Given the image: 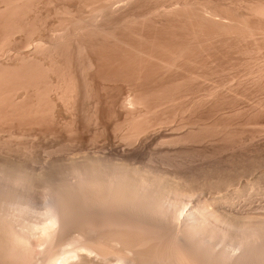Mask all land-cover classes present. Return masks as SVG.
<instances>
[{"label":"rangeland","instance_id":"1","mask_svg":"<svg viewBox=\"0 0 264 264\" xmlns=\"http://www.w3.org/2000/svg\"><path fill=\"white\" fill-rule=\"evenodd\" d=\"M5 1L6 2L8 1V3L10 2V0H3V1L0 0V6L3 5V7H4L6 4H8ZM15 1H17V0H13L12 4L14 2V5L17 6V3H15ZM20 1H22V4L20 3ZM23 1H25V2H23ZM30 1L31 0H18L17 2H18V5H20L21 10L19 9V6H17V7L14 6L15 8H17V10L12 5L10 6L11 8L8 7V10L6 9V7L5 8L0 7V10H3V12L0 11L2 14V15L0 14V19H1L0 20V27H1L0 28V34L2 36H4V37H1V35H0V38L9 39V40H4V39L1 40L0 39V41L1 42L3 41V43H4V41L5 42L8 41L7 43H4L3 45H1L2 48H4L3 50H5V52L2 50V52L4 53L3 54L0 51V61L2 60L0 67L5 64L7 69H8V67L11 66V64L13 66L15 63H17L19 61L18 55L28 54L27 52H29L32 47H30V45L25 47V43L27 41H31L32 39L36 40V39H39V37H40V39L43 40V42L45 40V42L47 44V42H49L48 39H50V37L53 38L50 35H52V33L54 31H56L57 28H58V30L60 29V31H61V27H64V29L62 28L64 33H66L68 30L70 31V29H71L70 32L73 34L72 35L70 32L66 33L69 35L63 34V35H65L63 38H66L67 41L65 39V42L63 41L64 44L62 42L59 43V47L56 46L55 50H53L54 52L52 51L51 48L49 49L47 47V49H46L44 47L41 50L42 52H39V58L38 59H40V60H35V62L36 61L39 62V63L36 62L37 65H35L34 61H32V62L30 61L32 64L31 67L29 64L28 65L29 69H27V70L22 69V70H24L23 72L19 71V68L16 69V71L18 70L17 73L16 72L13 73V70H12V72H11V70L6 72V73H8L10 78H12V79L9 78V80H8L9 83L7 82L4 86L0 85V86H2L0 88V93L2 94V99L0 102V104H1L0 106L2 107V108L0 107L1 108L0 109V115H1L0 116V144L1 143L4 144V145H2V144L0 145V162L4 166H7V164L11 165V163L16 164V170H19V168H20L19 171L23 174H28V175L31 174L30 176H32L35 173L37 174V175L36 174L34 175L35 181L33 182V186H32V193L33 194L31 193L30 187H24L23 185H20L19 189L17 187V189L20 193H21V189H23V187L25 188L24 189L25 191L27 190V188H29L28 191H30L29 192L30 195L32 194L31 200H33V205L36 206L35 208H37V206H38V209L40 210L41 207L43 206V205L42 206H40V205L44 204V203H42V201L46 200L45 199L46 196H44L43 191L47 192L46 189H48L49 186H50V189H53V186L56 188V187H58L59 183H63V181L65 182L68 179H71L72 175H74V172H73L74 169H72V168H74L75 163L77 162V164H79L81 162L80 160H82V157L84 154H90L92 152H95L96 150L97 151L103 150V151H106L109 153H116V152H118V150H120V147H121V149H123V148L126 150L128 149V151L132 150L131 153L136 151L138 154L136 152L133 154L136 157L135 159L137 161L141 160V162H144L145 160L148 159L149 161L147 160L145 162H150V159H151L155 163L154 164L151 161L150 162L151 164L153 163V165H157L159 167L162 166V169L169 171L172 174L171 176H174V177L176 176L175 178L178 179L179 181H180V179L183 180L184 176L185 177L187 176L188 178L186 177L185 179H187L189 181L190 185L195 186V188L198 187L199 190L202 187L201 186L202 184L210 181L211 177H213V178L216 177V178L221 179L223 177H226L227 175H231L233 173L243 171L244 169L247 170V169L252 168V167H258L259 164L264 163V76L254 77L251 74L252 77H250L248 75L249 72L252 73V70L254 72L255 69H256L255 71H257V70L264 67V64H263L264 63V59H263L264 58V47H262L263 49L259 48L260 50L258 51V48L256 46H254V44H251V43H246V42H239V43L233 42L232 43L229 41H227V42L222 41L221 42L220 39H214V40L209 39L208 40L207 37H204L207 33V32H205V31H207V29L205 30V28H202V29L196 28V27H194V25L192 23H191L192 24L191 25L190 22H188L189 19H187L188 17H186L187 16L186 14H184V13L177 14V17H180V18H177L176 14H174V13H172L170 15L167 13H166L167 15L166 14H159V13H155V14L149 13L147 10L143 9V7L138 6L139 4L143 3L144 0L137 1L136 4L131 5V7L128 6L125 8L122 7L123 9L122 8L117 9V10L115 9L116 10L115 13H114L115 10L111 14H110V12H112V11H108L105 13L107 17L106 16L104 17L105 14L102 16L100 15L102 17V19H104V21H101L102 19L100 17H98V20L101 19L100 21H98L96 19L98 21L99 25L97 24L96 20L94 21L92 18H90V16L92 17V15L94 14L93 9L98 5V3H96V2H98L97 0H92V1L91 0H87V1L86 0H79V1L78 0H46V1L45 0H36V1L32 0L31 2ZM3 2H5V3H3ZM26 2L28 4L29 8L31 5H33L32 7H34L36 5V7H34V8L31 7L32 9L31 8L29 9L28 6L26 7V5H27ZM33 2H36V3L33 4ZM90 2H91V4H90ZM92 2H93V4L96 3V6L93 5ZM23 4L27 8V10L25 7H24V9H22V6H24ZM41 4H43V5H41ZM44 5H46V6H44ZM86 5H87V7H86ZM92 5L94 8L92 7ZM81 7H82V9H81ZM12 8H14V10H13L14 14H13ZM40 8H42V9H40ZM88 9L89 10L92 9V10L89 11ZM44 10H45V12H44ZM57 10H58V12H57ZM60 10H62V11H60ZM73 10H74V12H73ZM11 11H12V14H10ZM47 11H49V12H47ZM68 12H69V14H68ZM70 12H72V14ZM74 13H75V15H74ZM145 13H146V15H145ZM15 14H16V16H15ZM55 15H56V18H55ZM73 15L77 16V17L74 18ZM84 15H86V16H84ZM129 15H130V17H129ZM179 15H181V16H179ZM11 16H15L16 19L14 17L10 18ZM34 17H36V19ZM139 17H141V18H139ZM81 18H85V19H81ZM111 18L114 20H112ZM6 19H8L9 21H13V20L14 21L10 22V24H9V21ZM78 19H80V20H78ZM22 20H23V22H22ZM75 20H76V22H74ZM91 20L96 22L95 25L97 24L96 27H95V25H93L95 27V29L98 28L97 26H99L98 30L94 29L93 33H91L92 29L90 30V28L92 26L88 25V24H90V22H89L88 24L85 23V25L87 24V26H89V27H86L87 31H86V29L85 30H83V29L78 30V32L80 31L79 32L80 34L76 31L79 36H77L76 32H75L76 34L74 32H72V30H74V27H76L77 24L78 25L81 24V21L88 22ZM16 21L17 22L19 21V22L17 23ZM27 22H28V24H27ZM70 22H71V24H70ZM84 22H82L81 25H83ZM16 23L18 25H20V23H21V28H19L16 25ZM35 24H36V26H35ZM91 24H92V21H91ZM9 25H11L10 28L16 26L19 30L14 34L12 33L13 35L10 33L11 34L10 35L9 33H7V31L10 30ZM39 25H40V28H39ZM50 25H52V26H50ZM4 26H7V27H4ZM22 26H23V28H22ZM30 26H31V28L29 29ZM41 26H42V28H41ZM94 27H92V28H94ZM66 28H68V29H66ZM101 28L103 29L102 32H101ZM189 28H190V30H189ZM104 29L107 31H105ZM38 30H39V32H38ZM65 30H66V32H65ZM82 30L84 31V33ZM19 31H21L20 32L21 34L19 33ZM29 31H30V33H29ZM85 31L87 32V34H85L86 33ZM103 31H105V32H103ZM110 31H112V32H110ZM5 32L7 33L8 36H5V34H6ZM81 32H82V34H81ZM17 33H19V34H17ZM193 34H195V35H193ZM110 35H112V36H110ZM9 36L10 37L12 36V38H10ZM22 36H24L25 38ZM29 36H31V37H29ZM19 37H21V38H19ZM115 37H116V39H115ZM199 37L201 40L199 39ZM28 38H31V40H27ZM46 38H48V39H46ZM193 38H194V40H193ZM10 39H11V41H10ZM25 39H26V41H25ZM98 41H100V43ZM13 42H15V43H13ZM66 42H67V44H66ZM76 42H77V45H76ZM96 42H98V43H96ZM69 43H70V45H69ZM188 43L191 45H189ZM7 44H9V45H7ZM84 46H85V48H84ZM187 46H188V48H187V50H185ZM56 48L58 49V51L56 50ZM81 48H83V49H81ZM7 49L10 50V53H8ZM27 49H29V50H27ZM75 49H78V50H75ZM44 50H46V51L48 50L47 53H45L46 51H44ZM80 50H81V52H80ZM51 51H52V53H50ZM164 52H165V54H164ZM180 52H183V54ZM7 54L9 55V57ZM48 54H50V55H48ZM60 54L62 56H59ZM76 54H78V55H76ZM155 54H158V55H155ZM175 54H176V56H175ZM15 55H17V56H15ZM40 55H43V56H40ZM55 55H56V57H55ZM13 56H15V57H13ZM50 56L52 58H50ZM66 56H68V57H66ZM61 57H62V59H61ZM45 58H47V59H45ZM76 58H78L79 60ZM85 58L87 61L85 60ZM176 58H178V59H176ZM139 59H140V61H139ZM74 60H75V62H74ZM251 60L254 64L252 62H250ZM261 60L263 61V63L261 62V64L257 65V67H256L255 63L257 61H261ZM3 62H4V64H3ZM89 62L92 64H89ZM167 62H168V65L170 66L169 68H167L168 67V65H166ZM201 62H203V63H201ZM45 63H46V65H45ZM81 63H82V65H81ZM172 63H175V65ZM84 64H85L86 68L84 67ZM88 64H89V67L87 66ZM16 65H18V63ZM172 65H174V66H172ZM35 66H36V69L34 68ZM57 66H58V69H57ZM6 67L3 66V68H6ZM250 67L252 68V70ZM253 67L255 69H253ZM37 68H39L40 70H38ZM84 68H85V70H84ZM249 68H250V70H249ZM0 69H2V68H0ZM45 69H46V72H45ZM49 69H52V71ZM32 70H33V72L34 71L35 72L37 71V72L36 73L34 72L35 73L34 74L32 72ZM28 71H30L34 75L32 76V74H30V72H28ZM56 71H57V73H56ZM20 72H22V73H20ZM246 72H248V74ZM38 73H40V74H38ZM226 73H228V74H226ZM28 74H30V75H28ZM46 74H48V75H46ZM14 75L16 77L15 79H14ZM234 75H236V77H237L235 84L233 82V84H234V85L232 84L233 86L231 85V87H230V86H228V84L225 86V84ZM17 76L18 77L22 76L21 77L22 80L20 78H17ZM26 76L28 79L26 78ZM37 76L39 77V80H38ZM241 76L242 77L245 76V77L241 78ZM31 77H35V78H31ZM25 78H26V80H25ZM251 78H253V79H251ZM31 79H33V80H31ZM66 79H67V81H66ZM192 79H194V80H192ZM238 79L239 80L241 79L242 81L241 80L239 81ZM17 80H18V82H17ZM27 80H28V82H27ZM19 81L21 83H19ZM33 81H34V83H32ZM70 81L72 84L70 83ZM86 81H87V83H86ZM26 82L28 83L27 85L23 84ZM67 82H68L69 87L67 86ZM223 82L224 83L226 82V83L224 84ZM237 82L238 83L241 82V83L237 84ZM10 83H11V86H8ZM50 84L51 85L57 84V85L54 87H50L51 86ZM59 84L62 87L61 86L59 87ZM83 84L85 85V87ZM16 85L20 86L21 88L20 87L18 88V86H16ZM73 85H75V86H73ZM6 86H8V87H6ZM33 86H34V88H33ZM37 86L39 87L38 89H37ZM79 86H80V88H79ZM3 87H5V88H3ZM22 87H24V88L27 87V90L25 89V94H24V88H22ZM28 87L30 88V90H28L29 89ZM58 87H59V91H58ZM64 87H65V89H64ZM215 87L217 90L215 89ZM54 88H56V90ZM71 88H72V90H71ZM1 89L3 90V92ZM14 89L17 92L14 91ZM36 89H37V92L39 95L36 93ZM212 89H213V91H212ZM39 90L43 94H40ZM43 90H45V92ZM52 90L54 92L56 91V93H54ZM7 91L8 92L10 91V94ZM46 91H47V93L48 92L49 93L45 94ZM65 91H66V93H65ZM110 91H112V92H110ZM13 92H15V94L17 96L15 94H13ZM27 92H29V93L26 94ZM30 92H31L32 97L30 95ZM33 92H34V95L36 94L38 96H34L32 94ZM81 92H82V94H81ZM3 95H5V96H3ZM10 95H11V97H10ZM29 96H30V98H29ZM86 96H87V99H86ZM4 97L5 98L8 97V98L5 99ZM38 97H39V99H38ZM40 97H41V99H40ZM49 97H50V99H49ZM91 97L92 98L94 97V98L92 99ZM199 97H201V98H199ZM13 98L14 99L16 98L18 101H16V99H15L14 100L15 103H14ZM36 98L38 99V102H37ZM68 98H70V99H68ZM9 99L10 100L12 99V100L10 101ZM33 99H34V101H33ZM62 99H64L65 103L63 102ZM71 99L72 100L74 99V100L72 101ZM85 99H86V101H85ZM122 99H123V103H122ZM20 100H21V102H20ZM127 100H128V102H127ZM7 101H8V103H7ZM53 101H56V102H54V104H53L52 103ZM139 101L143 105H141ZM260 101H263V102H260ZM36 102L39 104H36ZM136 102H138V103H136ZM40 103H42L41 106H40ZM131 103L133 106L130 105ZM119 104H121V105H119ZM122 104H124V105H122ZM43 105L45 106L44 108L42 107ZM89 105H91L92 107ZM8 106H10V107H8ZM12 106H13V109L11 108ZM35 106L37 108H35ZM39 107H40V109H39ZM85 108L87 110H85ZM126 108H128V109H126ZM35 109L38 113H36ZM64 109H65V111H64ZM12 110H13V113L11 112ZM44 110H46V111H44ZM66 110H67V112H66ZM52 111L54 114H52ZM88 113H89V115H88ZM68 114H69V116H68ZM71 115H72V117H71ZM139 115L141 118H139ZM138 119H139V122H138ZM6 120H7V122H6ZM142 120H143V122H142ZM85 121H86V123H85ZM132 121H134V122H132ZM140 127H141V129H140ZM143 127H144V129H142ZM132 128H134V130ZM138 128L140 130H138ZM145 129L147 130V132ZM143 130H145V131H143ZM185 131H186V133H185ZM134 132H136V134L140 132V134H138V136L141 135L140 138H138V136H137V138H136L137 142H134V140H135L134 136H133ZM248 133H250V134H248ZM120 134L123 137L120 136ZM185 134H187V135H185ZM14 135H15V137H14ZM126 135H127V138L125 137ZM134 135H135V133H134ZM129 136H132L133 138H131V137L128 138ZM14 138H15V140H14ZM254 138H257V139H254ZM130 139H134L132 141V143H130L131 142ZM245 139H247V140H245ZM121 140H123V141H121ZM185 141H187V142H185ZM240 142H242V143H240ZM8 143H10V144H8ZM73 143H75V144H73ZM244 143H245V145H244ZM181 144H183V145H181ZM237 145H238V147H237ZM240 145L241 146L244 145V146L240 147ZM55 146H57V147H55ZM245 147L246 148L248 147V148L246 149ZM59 148L60 149L62 148V149L60 150ZM233 148L235 151L232 150ZM45 150H46V152H45ZM181 150H183V151H181ZM47 152H49V153H47ZM168 152H170V153H168ZM224 152H226V153H224ZM95 153L97 154V152H95ZM198 153H199V155H197ZM208 153H210V154H208ZM161 154H163V156ZM253 155H255V156H253ZM194 156H195V158H194ZM201 156H203V157H201ZM212 156H214V157H212ZM137 157H139V158L137 159ZM199 157H201V158L199 159ZM171 158H172V160H171ZM211 158H212V160H211ZM60 159H62V160H60ZM69 160L72 162H70ZM161 160H163V161H161ZM228 160L231 161V163H229ZM239 160H241V161L239 162ZM253 160L255 161L254 164H253V162H254ZM168 161L170 162V164ZM188 162H190V163H188ZM165 163H166V165H165ZM172 163L175 166H173ZM193 163L194 164L196 163V164L194 165ZM238 164H240V165H238ZM179 166H181V167H179ZM60 167H61V169H60ZM57 168H58V170H57ZM224 169H225V171H224ZM52 171L54 173H52ZM217 171H219V172H217ZM193 172L195 174H193ZM220 173H222V174H220ZM40 174H41V176H40ZM198 174H200V175H198ZM67 175H68V177H67ZM263 175L264 174L260 175L261 178L259 176L260 179H259L258 184L261 186L258 185V188H256L257 189L256 191L260 192L258 199L256 200V202H258V204L261 203L259 205H263V203H264V197H263V195H264V193H263L264 192V176ZM180 176H182V177H180ZM190 176H192V177H190ZM196 176H198V177H196ZM202 177H203V179H202ZM39 179H40V181H39ZM204 179H206V180L204 181ZM52 180H53V182H52ZM180 182L182 183V181H180ZM196 183H198V184H196ZM204 185L206 186L207 184H204ZM204 185H203V187H204ZM16 186H18V185H16ZM40 188L42 191H40ZM257 194H258V192H257ZM45 195H46V193H45ZM262 198H263V200H262ZM43 202H45V201H43ZM28 215L31 216V213H29ZM34 215H36V213ZM34 215H32V217ZM35 237L36 238L38 237L37 240L33 239ZM35 237L34 236H33V238L31 237L32 245L30 244V246H32V247L31 248H29L30 246L28 247L29 250L27 252L28 253L31 252V253H29L30 255L26 253L27 259H28V256H29V259L31 258L30 259L31 261L28 260L27 263L31 262L33 264V262H35V259L37 261L41 257V251L39 249L41 245L38 242H41L43 240L42 239L43 237H40V236H35ZM39 238H41L42 240ZM32 240H33V242H32ZM0 251L3 252L2 250H0ZM39 253H40V255H39ZM3 257L6 260H3L4 259ZM7 257H10V256H6V257H5V255H3L2 257L0 256V259L3 258L0 260V262L3 260L2 264H4V262H6V261H7L6 262L7 264H16L17 263L16 259L14 257L11 256L15 261H12L13 259L11 260V257H10V259ZM25 258H26V255H25ZM18 264H21V263L18 262ZM34 264H36V263H34Z\"/></svg>","mask_w":264,"mask_h":264},{"label":"bare ground","instance_id":"2","mask_svg":"<svg viewBox=\"0 0 264 264\" xmlns=\"http://www.w3.org/2000/svg\"><path fill=\"white\" fill-rule=\"evenodd\" d=\"M12 1L10 0L9 3H8V1L7 2L5 1L8 4H6V5L4 4L5 5L4 7H3V5L0 6V7H3V8L6 7V9L8 10V7L11 8L10 6L12 5L13 7L14 6L15 7L19 6V9H20V5H18V2H17L18 0L15 1V3H17V6L14 5V2L12 4ZM97 1H98V2H96V3H98L97 6H96V3L93 4V2H92V4L95 5L96 7L94 8L93 5H92V7L94 8L93 12H94L95 15L91 14L92 17L90 16V18H92L94 21L96 19L98 20V17H100L102 19L101 16L104 15L108 11H112V12H110V14H111V13H113V11L115 9L117 10V9L122 8V7L125 8V7H128V6L131 7V5H133V4L135 5L136 2L139 1V0H97ZM5 2H3V3H5ZM23 2H25V1H23ZM20 3L22 4V1H20ZM34 3H36V2H33V4ZM26 4H27V2H26ZM90 4H91V2H90ZM41 5H43V4H41ZM87 5H86V7H87ZM27 6H28V4L26 5V7ZM32 6L33 5H31L30 8ZM44 6H46V5H44ZM138 6L143 7V9L147 10L149 13H154V14L155 13H159V14H166L167 13V14L170 15V14L174 13V14H176V17H177V14L184 13V14L187 15L186 16V17H188L187 19H189V21L188 20L187 21L190 22V24L192 23L194 25V27L199 28V29L205 28V30L207 29V31L204 30L205 32H207L204 37H207L208 40L209 39L210 40L220 39L221 42L222 41H226V42L229 41V42H232V43L233 42L251 43V44H254V46H256L258 48V51L260 50L259 48L263 49L262 47H264V0H144L143 3L139 4ZM24 7H25V5L22 6V9H24ZM34 7H36V5ZM34 7H32V8H34ZM14 8H12V11L14 10ZM28 8H29V6H28ZM15 9L17 10V8H15ZM40 9H42V8H40ZM81 9H82V7H81ZM26 10H27V8H26ZM91 10L92 9H90L89 11H91ZM116 10L114 11V13L116 12ZM0 11L3 12V10H0ZM12 11H11L10 14H12ZM60 11H62V10H60ZM44 12H45V10H44ZM47 12H49V11H47ZM57 12H58V10H57ZM73 12H74V10H73ZM70 13L72 14V12H70ZM0 14H1V12H0ZM13 14H14V11H13ZM68 14H69V12H68ZM74 15H75V13H74ZM145 15H146V13H145ZM15 16H16V14H15ZM15 16H11L10 18H12V17L15 18ZM84 16H86V15H84ZM105 16H106V14L104 15V17ZM179 16H181V15H179ZM75 17H77V16H74V18ZM129 17H130V15H129ZM141 17H139V18H141ZM34 18L36 19V17H34ZM55 18H56V15H55ZM177 18H180V17H177ZM81 19H85V18H81ZM6 20H8V19H6ZM78 20H80V19H78ZM93 20H91L92 24H91V21H88V22L81 21V24H82V22H84V24L83 25H81V24L78 25L77 24L76 27L73 26L74 30H72V32L75 33L76 31L78 32V30H81V29H83V30L86 29V31H87L86 27H89V26H87V24L89 22H90V24H88V25H90L92 27H94L93 25H95L96 22L99 25L98 21H100V20H98V21L96 20V22H94ZM112 20H114V19H112ZM13 21H9V24H10V22H13ZM101 21H104V19H102ZM22 22H23V20H22ZM74 22H76V20ZM17 23H16V25L19 28H21V23H20V25H18ZM85 23H87V24L85 25ZM27 24H28V22H27ZM70 24H71V22H70ZM52 25H50V26H52ZM96 25H95V27H96ZM10 26L11 25H9V28H10ZM35 26H36V24H35ZM4 27H7V26H4ZM92 27L90 28V30L92 29L91 33H93V30L95 29V27L94 28H92ZM97 27L99 28V26H97ZM22 28H23V26H22ZM30 28H31V26L29 27V29ZM39 28H40V25H39ZM41 28H42V26H41ZM62 28L64 29V27H61V31H60V29L58 30V28H57L56 31H54V32L52 31L53 33L51 32L52 35H50V36H52L53 38L50 37L51 40L46 38L49 41V42H47V44H46L45 40L43 42V40H41L40 37H39V39H36V40L35 39L31 40V38H28L27 40H31V41H27L25 43V47L30 45V47H32V48L30 49L29 52H27L28 54H20V55L17 54L18 58H19V61L17 60L18 62L17 61L16 62L18 63V65H16L17 63H15L12 66V64H11L13 62L12 61L10 63L11 66H9L8 69H7L6 65L4 64V62H3L4 65H2L0 67V68H2V69H0V85L4 86L8 82L10 76L6 72H8L9 70H11V72L13 70V73H15V72L17 73L18 70L16 71V69L19 68V71L23 72L24 70L29 69V67H28L29 64H30V67H31V65H32L31 62L32 61L35 62V60H40V59H38L39 58V52H42L41 50L44 47L46 49H47V47L49 49L51 48L52 51H53V50H55L56 46L59 47V43H61V42L63 43V41L65 42L66 38H63V37L65 35H69V34H66V33L67 32L69 33L71 31V29H70V31L68 30L67 32L65 30L66 33H64ZM98 28H96V29L98 30ZM66 29H68V28H66ZM18 30L19 29L15 26V27L10 28V30H8L7 33H9V34L13 33L14 34ZM102 30L103 29L101 28V32H102ZM189 30H190V28H189ZM105 31H107V30H105ZM105 31H103V32H105ZM20 32L21 31H19V33ZM38 32H39V30H38ZM110 32H112V31H110ZM7 33L5 34V36H8ZM19 33H17V34H19ZM29 33H30V31H29ZM78 33H77V36H79ZM83 33H84V31H83ZM63 34H65V35H63ZM81 34H82V32H81ZM85 34H87V32ZM195 34H193V35H195ZM110 36H112V35H110ZM1 37H4V36L1 35ZM22 37H24V36H22ZM29 37H31V36H29ZM10 38H12V36ZM19 38H21V37H19ZM0 39L2 40L4 38H0ZM115 39H116V37H115ZM199 39H200V37H199ZM4 40H9V39H4ZM193 40H194V38H193ZM10 41H11V39H10ZM25 41H26V39H25ZM66 41H67V39H66ZM7 42L8 41H6V42L4 41V43H7ZM98 42L100 43V41H98ZM98 42H96V43H98ZM4 43H3V41L2 42L0 41V51H1V53H3L2 50L4 49V48H2L1 45H3ZM13 43H15V42H13ZM66 44H67V42H66ZM7 45H9V44H7ZM69 45H70V43H69ZM76 45H77V42H76ZM189 45H191V44H189ZM188 46L186 47L185 50H187ZM57 48H56V50L58 51ZM84 48H85V46H84ZM78 49H75V50H78ZM81 49H83V48H81ZM27 50H29V49H27ZM3 51L5 52V50H3ZM44 51H46V50H44ZM47 51L45 53H47ZM52 51L50 53H52ZM80 52H81V50H80ZM8 53H10V50H8ZM180 53L183 54V52H180ZM164 54H165V52H164ZM17 55H15V56H17ZM48 55H50V54H48ZM76 55H78V54H76ZM155 55H158V54H155ZM15 56H13V57H15ZM40 56H43V55H40ZM59 56H62V55L60 54ZM175 56H176V54H175ZM8 57H9V55H8ZM55 57H56V55H55ZM66 57H68V56H66ZM50 58H52V57L50 56ZM45 59H47V58H45ZM61 59H62V57H61ZM76 59H78V58H76ZM176 59H178V58H176ZM85 60H86V58H85ZM262 60L261 61H257L255 63L256 67H257V65L261 64V62L263 63ZM1 61H0V65H1ZM139 61H140V59H139ZM36 62H38V61H36ZM36 62H35V65H37ZM74 62H75V60H74ZM250 62H252V60ZM201 63H203V62H201ZM89 64H92V63L89 62ZM89 64L87 65L88 67H89ZM172 64L175 65V63H172ZM45 65H46V63H45ZM81 65H82V63H81ZM166 65H168V62H167ZM174 65H172V66H174ZM3 66H5L6 68H3ZM84 67L86 68L85 64H84ZM169 67L170 66L168 65L167 68H169ZM34 68L36 69V66ZM85 68H84V70H85ZM250 68H249V70H250ZM22 69H24V70H22ZM37 69L40 70L39 68H37ZM46 69H45V72H46ZM57 69H58V66H57ZM253 69H255V68L253 67ZM33 70H32V72H33ZM49 70L52 71V69H49ZM251 70H252V68H251ZM255 70H254V72L252 70V73H250V72H249V74H248V72H246V73L250 77H252V75L254 77H262V76H264V67L259 69V70H257V71H255ZM22 72H20V73H22ZM28 72H30V71H28ZM56 73H57V71H56ZM30 74H32V73L30 72ZM30 74H28V75H30ZM34 74H32V76ZM38 74H40V73H38ZM226 74H228V73H226ZM46 75H48V74H46ZM38 76H37V78L39 80ZM21 77L17 76V78H20V79H21ZM243 77H245V76H243ZM243 77L241 76V78H243ZM15 78L16 77L14 75V79ZM26 78H27V76H26ZM26 78H25V80H26ZM31 78H35V77H31ZM253 78H251V79H253ZM10 79H12V78H10ZM236 79H237V77H236V75H234V76H232V78L227 83L225 82L226 84L224 82L223 83L225 84V86L228 84V86L231 87L233 82L235 84ZM31 80H33V79H31ZM192 80H194V79H192ZM34 81L32 83H34ZM66 81H67V79H66ZM17 82H18V80H17ZM27 82H28V80H27ZM27 82L23 83V84L27 85L28 84ZM19 83H21V82L19 81ZM70 83H71V81H70ZM86 83H87V81H86ZM239 83H241V82H239ZM239 83L237 82V84H239ZM57 84H55V85H51L50 84L51 85L50 87H54ZM18 85H16V86H18ZM2 86H0V88ZM8 86H11V83ZM8 86H6V87H8ZM60 86L61 85L59 84V87ZM67 86L69 87L68 82H67ZM73 86H75V85H73ZM19 87L20 86H18V88ZM59 87H58V91H59ZM84 87H85V85H84ZM3 88H5V87H3ZM22 88H24V87H22ZM33 88H34V86H33ZM38 88L39 87L37 86V89ZM56 88H54V89L56 90ZM79 88H80V86H79ZM15 89H14V91H16ZM25 89L27 90V87L24 88V94H25ZM37 89H36V93L38 94ZM64 89H65V87H64ZM215 89H216V87H215ZM28 90H30V88ZM71 90H72V88H71ZM43 91L45 92V90H43ZM212 91H213V89H212ZM2 92H3V90H2ZM31 92H30V95H31ZM34 92L32 93L33 95H34ZM110 92H112V91H110ZM8 93L10 94V91ZM28 93L29 92H27L26 94H28ZM39 93L43 94V93H41L40 90H39ZM48 93L46 91L45 94H48ZM54 93H56V91ZM65 93H66V91H65ZM13 94H15V92H13ZM81 94H82V92H81ZM38 95L35 94L34 96H38ZM3 96H5V95H3ZM10 97H11V95H10ZM31 97H32V95H31ZM41 97H40V99H41ZM7 98H5V99H7ZM29 98H30V96H29ZM199 98H201V97H199ZM1 99H2V94L0 93V102H1ZM15 99L13 98V102L14 103H15V101H14ZM38 99H39V97H38ZM38 99L36 98L37 102H38ZM49 99H50V97H49ZM68 99H70V98H68ZM86 99H87V96H86ZM86 99H85V101H86ZM62 100L64 102V99H62ZM16 101H18V100L16 99ZM33 101H34V99H33ZM20 102H21V100H20ZM37 102H36V104H39ZM54 102H56V101H53L52 103L54 104ZM127 102H128V100H127ZM260 102H263V101H260ZM7 103H8V101H7ZM122 103H123V99H122ZM132 103L130 104L131 106H133ZM136 103H138V102H136ZM41 104L42 103H40V106H41ZM140 104H141V102H140ZM91 105H89V106H91ZM119 105H121V104H119ZM122 105H124V104H122ZM141 105H143V104H141ZM13 106L11 107L12 109H13ZM8 107H10V106H8ZM42 107L44 108L45 106L43 105ZM35 108H37V107L35 106ZM39 109H40V107H39ZM126 109H128V108H126ZM67 110H66V112H67ZM85 110H87V109L85 108ZM35 111H36V109H35ZM44 111H46V110H44ZM64 111H65V109H64ZM11 112L13 113V110ZM36 113H38V112L36 111ZM52 114H54L53 111H52ZM88 115H89V113H88ZM68 116H69V114H68ZM71 117H72V115H71ZM139 118H141L140 115H139ZM6 122H7V120H6ZM132 122H134V121H132ZM138 122H139V119H138ZM142 122H143V120H142ZM85 123H86V121H85ZM132 129L134 130V128H132ZM140 129H141V127H140ZM140 129L138 128V130H140ZM142 129H144V127ZM145 130H143V131H145ZM146 132H147V130H146ZM134 133H135V135H134ZM134 133H133V136H134L135 140L134 139H130L131 140L130 143H132L133 140H134V142H137L136 138H137L138 134H140V132L137 133V134H136V132H134ZM185 133H186V131H185ZM248 134H250V133H248ZM185 135H187V134H185ZM120 136H122V135L120 134ZM140 136H138V138H140ZM14 137H15V135H14ZM125 137L127 138V135ZM130 137L133 138L132 136H129L128 138H130ZM254 139H257V138H254ZM14 140H15V138H14ZM245 140H247V139H245ZM121 141H123V140H121ZM185 142H187V141H185ZM240 143H242V142H240ZM1 144L4 145L3 143H1ZM8 144H10V143H8ZM73 144H75V143H73ZM181 145H183V144H181ZM244 145H245V143H244ZM244 145H242V146H244ZM242 146L240 145V147H242ZM55 147H57V146H55ZM237 147H238V145H237ZM234 148L232 150H234ZM131 151L130 150L128 151V149L126 150L124 148L121 149V147H120V150H118V152H116V153H109V152H106V151H103V150L102 151H97L96 150L95 152H97V154L95 152H92L90 154H84L83 155L84 158L82 157V160H80L81 162L79 164H77V162H76L75 165H74V168H72V169H74L73 170L74 175H72L71 179H68L65 182L63 181V183H59V185L57 184L58 187H56V188L53 185H52L53 189H50V186H49V188L47 187L48 188V189H46L47 192L43 191L44 192V196H46L45 197L46 200H43L45 202L42 201V203H44V204L40 205V206L43 205L40 210L38 209V206H37V208H35L36 206L33 205V200H31V196L33 194L32 193V186H33V182L35 181L34 180L35 179L34 175L36 173L33 174L32 176H30L31 174L30 175L23 174V173H21L19 171L20 168H19V170H16V164H13V163L10 162L11 165L7 164V166H4L0 162V250L3 251V252L0 251V253H1L0 256L1 257L3 255H5V257L6 256H10L11 257L12 256V257H14L16 259V262H17L16 264H18V262H20L21 264H32L31 262L27 263V261L31 259V258L29 259V256H28V259H27V254L31 253V252H29V253L27 252L29 250L28 247L30 246V244L32 245L31 237L33 238V236L34 237L35 236H40V237H43L42 238L43 240L41 238H39L42 241L38 242L41 245L40 248H39L40 251H41V257L39 256L40 258L37 261L35 259V262H33V264L34 263H36V264H264V203H263V205H259L261 203L258 204V202H256V200L258 199V196L260 194L259 191H256L257 190L256 188H258V185H259L258 182H259V179L261 178L260 175L264 174V163L263 164L262 163L259 164L258 167H252V168H249V169L246 168L247 170H245L243 168L244 169L243 171L236 172V173H233L231 175H227L226 177H223L221 179L216 178V177H215L216 178L215 179V178L211 177L210 181H208L207 183H204V184H207V185L205 186L204 184H202L201 185L202 187L200 186L201 188L199 190L198 187L195 188V186H191L190 185L189 181L187 179H185L187 176L186 177L184 176L183 180L180 179V181H182V183H181L178 179L175 178L176 176L175 177L171 176L172 174L169 171L162 169L161 165H160L161 167H159L157 165H153L154 162L151 159H150V162L152 161L153 162L152 164L150 162H145L148 159L145 160L144 162H141V160L137 161L135 159L136 157L133 154L136 151L132 152V153H131ZM181 151H183V150H181ZM45 152H46V150H45ZM226 152H224V153H226ZM47 153H49V152H47ZM168 153H170V152H168ZM208 154H210V153H208ZM161 155L163 156V154H161ZM197 155H199V153ZM253 156H255V155H253ZM201 157H203V156H201ZM201 157H199V159ZM212 157H214V156H212ZM138 158L139 157H137V159ZM194 158H195V156H194ZM60 160H62V159H60ZM171 160H172V158H171ZM211 160H212V158H211ZM161 161H163V160H161ZM240 161L241 160H239V162ZM70 162H72V161H70ZM188 163H190V162H188ZM229 163H231V161H229ZM254 163H255V161L253 162V164ZM169 164H170V162H169ZM165 165H166V163H165ZM238 165H240V164H238ZM173 166H175V165L173 164ZM179 167H181V166H179ZM60 169H61V167H60ZM57 170H58V168H57ZM224 171H225V169H224ZM217 172H219V171H217ZM52 173H54V172L52 171ZM222 173H220V174H222ZM193 174H195V173L193 172ZM198 175H200V174H198ZM40 176H41V174H40ZM259 176H260V178H259ZM67 177H68V175H67ZM180 177H182V176H180ZM190 177H192V176H190ZM196 177H198V176H196ZM202 179H203V177H202ZM205 180L206 179H204V181ZM39 181H40V179H39ZM52 182H53V180H52ZM196 184H198V183H196ZM16 185H18V186H16ZM20 185H23L24 187H30L32 194L30 195V193H29L30 191H28L29 188H27V190L25 191L24 187H23V189H21V193H20L18 191ZM203 185H204V187H203ZM259 186H261V185H259ZM17 187H18V189H17ZM40 191H42L41 188H40ZM257 192H258V194H257ZM45 193H46V195H45ZM263 197H264V195H263ZM262 200H263V198H262ZM29 213H31V216L28 215ZM35 213H36V215H34ZM32 215H34V216L32 217ZM37 238L35 237L33 239L37 240ZM32 242H33V240H32ZM31 247L32 246H30L29 248H31ZM25 255H26V258H25ZM39 255H40V253H39ZM10 257H7V258L10 259ZM12 257H11V260L13 259ZM3 258H1V259H3ZM3 260H6V259L4 258ZM3 260L0 262L1 264L3 263ZM12 261H15V260L13 259ZM6 262H4V264H7Z\"/></svg>","mask_w":264,"mask_h":264}]
</instances>
